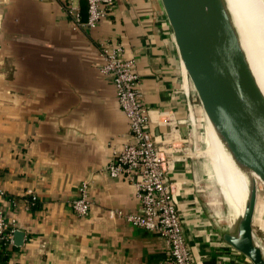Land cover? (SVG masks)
<instances>
[{
    "label": "crops",
    "instance_id": "1",
    "mask_svg": "<svg viewBox=\"0 0 264 264\" xmlns=\"http://www.w3.org/2000/svg\"><path fill=\"white\" fill-rule=\"evenodd\" d=\"M0 1V209L8 228L15 220L23 233L21 246L12 234L0 264H160L168 254L162 238L107 217L136 213L139 202L125 177L101 172L131 137L112 81L98 70L100 46L122 44L136 64L151 134L175 128L186 147L196 142L190 108L199 123L200 112L160 0H114L94 29L75 28L69 0ZM78 7L85 22L86 2ZM193 158L168 174L192 260L251 264L224 241L229 220ZM84 181L90 209L77 217L70 202ZM31 196L35 205H27Z\"/></svg>",
    "mask_w": 264,
    "mask_h": 264
},
{
    "label": "water",
    "instance_id": "2",
    "mask_svg": "<svg viewBox=\"0 0 264 264\" xmlns=\"http://www.w3.org/2000/svg\"><path fill=\"white\" fill-rule=\"evenodd\" d=\"M172 30L189 96L224 151L248 183L241 217L229 220L224 241L251 264H264L253 231L258 185L264 186V95L249 66L226 0H160ZM182 73V72H181ZM191 100V99H190ZM190 118L195 119L190 108ZM192 148H186L189 154ZM254 174L258 181L251 178ZM21 246L23 233L13 234Z\"/></svg>",
    "mask_w": 264,
    "mask_h": 264
},
{
    "label": "built area",
    "instance_id": "3",
    "mask_svg": "<svg viewBox=\"0 0 264 264\" xmlns=\"http://www.w3.org/2000/svg\"><path fill=\"white\" fill-rule=\"evenodd\" d=\"M80 1H85L87 6L85 22L81 21L79 15ZM113 4L114 0H69L67 12L72 15L75 28L94 29L107 17ZM99 57L101 64L98 70L112 81L118 107L128 121L131 137V143L124 145L101 172L111 179L125 177L134 187L139 202L136 213L114 209L108 211L107 217L109 220H122L162 238L167 244L168 254L160 264H197L192 260L185 243L176 210L179 189L168 179V174L179 163L191 157L185 153L188 141L181 140L174 127L159 136L151 134L149 124L152 116L143 102L136 64L134 59L126 56L122 44L103 43ZM189 121L194 128L195 119L189 117ZM194 148L192 146V150ZM78 193V198L72 200L70 206L77 217H85L90 209L89 183L82 182ZM35 202L36 198L31 196L27 205ZM9 224L10 229L0 209V243L5 248L12 245L15 220H11Z\"/></svg>",
    "mask_w": 264,
    "mask_h": 264
},
{
    "label": "bare ground",
    "instance_id": "4",
    "mask_svg": "<svg viewBox=\"0 0 264 264\" xmlns=\"http://www.w3.org/2000/svg\"><path fill=\"white\" fill-rule=\"evenodd\" d=\"M226 3L256 83L264 95V0H226ZM183 70L185 72L184 68ZM203 142L202 149L197 151L194 148L189 154L202 159L206 179L222 198L228 196L227 202L224 201L228 213L233 217H241L247 198V179L236 169L209 124L205 128ZM194 144L196 145L195 142ZM251 178L258 181L254 174H251ZM216 202L217 208L219 206L221 210V199L218 198ZM255 242L260 246L258 240Z\"/></svg>",
    "mask_w": 264,
    "mask_h": 264
},
{
    "label": "rangeland",
    "instance_id": "5",
    "mask_svg": "<svg viewBox=\"0 0 264 264\" xmlns=\"http://www.w3.org/2000/svg\"><path fill=\"white\" fill-rule=\"evenodd\" d=\"M190 99H191V97H190ZM197 118L198 117H195V125L197 124V126H196L197 130H196V136H195L196 145L194 147L197 151H199L200 149L203 148V144H204L203 141H204L205 133H204V128H203V123L202 122L199 123ZM196 119H197V121H196ZM192 146H193V144L190 143L189 147L192 148ZM193 157H194L193 160H197L198 162L202 160L201 158H195L196 157L195 155H193ZM201 163H202V161H201ZM208 187L211 190L210 193H212L213 201H217L218 198H220L221 202H222V198H221V195L219 194L218 190L216 188H213L210 183L208 184ZM227 199H228V196H223L224 201L226 200V202H227ZM218 210H220L219 206H218ZM221 211L224 212L223 205L221 207ZM253 231H254V235L256 237V240H258V242H259V245L264 246V243H263L264 242V186L261 184L258 185L257 209H256L255 217H254Z\"/></svg>",
    "mask_w": 264,
    "mask_h": 264
},
{
    "label": "trees",
    "instance_id": "6",
    "mask_svg": "<svg viewBox=\"0 0 264 264\" xmlns=\"http://www.w3.org/2000/svg\"><path fill=\"white\" fill-rule=\"evenodd\" d=\"M36 204V203H35ZM34 204V205H35ZM4 251H6L5 250V246L2 244V243H0V257L4 254ZM0 259H2V258H0Z\"/></svg>",
    "mask_w": 264,
    "mask_h": 264
}]
</instances>
